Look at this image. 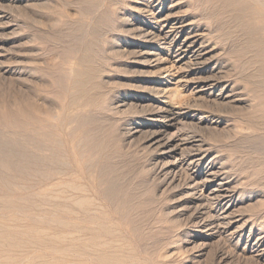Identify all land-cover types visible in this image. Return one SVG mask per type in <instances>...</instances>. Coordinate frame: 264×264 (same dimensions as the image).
<instances>
[{
  "label": "rangeland",
  "instance_id": "374dc122",
  "mask_svg": "<svg viewBox=\"0 0 264 264\" xmlns=\"http://www.w3.org/2000/svg\"><path fill=\"white\" fill-rule=\"evenodd\" d=\"M152 1L157 0H0V162L5 158L9 161L4 167L0 163V176L17 186L9 189L10 185L0 180V221L12 225L8 227L23 225L20 230L64 231L59 227L63 220L58 219L63 217L55 213L56 198L51 197L55 200L52 205H43L42 193L47 188L54 194L60 187L72 190L74 182L92 200L79 214L66 211L68 218L63 219L67 226L62 228L82 236L77 243L94 240L105 247L113 245L106 255L116 257L104 262L99 258L102 254L77 251L69 243H43L45 247L29 243L21 247L24 251L20 248L16 260H0V264H36L32 259L39 255L49 258L46 264H264L244 250L245 241L223 236L206 242L197 237V228L188 218V194L163 182L147 143L149 133L161 125L160 121H148L152 120L150 110L166 99L170 105L191 106L192 111L204 116L208 122L186 125L182 132L196 135L204 163H217L230 186L236 188L234 216L240 218L239 225L246 222V235L251 226L253 239L259 233L264 235V128H260L264 124L260 125L252 97V91L259 87L251 66L256 52L240 56L238 51L249 40L259 43L264 39V23L250 0L240 8L232 0L227 4L222 0H160L172 6L173 17H182L185 26L203 36L210 53L206 64L214 65V74L230 86L227 97L188 99L186 103L185 99L173 98L171 91L165 93L166 98L156 93V80L162 76L150 62L153 58L143 55V50L155 48L157 43L142 39L129 27L135 18L141 21L143 10ZM261 49L264 51V44ZM18 100L36 111L26 116L17 110L5 115V110L16 108ZM48 111L55 118L48 116ZM140 119L148 121L147 126L133 132ZM151 125L154 127L150 129ZM91 126L100 132L102 148L90 161L95 171L77 163L73 148ZM46 153L55 159L47 169L52 173L50 179L40 165L43 157L48 160ZM27 154L34 160L30 167ZM98 167L113 169L101 185V177H96ZM28 188L34 191L30 199ZM110 188H114L112 194Z\"/></svg>",
  "mask_w": 264,
  "mask_h": 264
},
{
  "label": "bare ground",
  "instance_id": "6f19581e",
  "mask_svg": "<svg viewBox=\"0 0 264 264\" xmlns=\"http://www.w3.org/2000/svg\"><path fill=\"white\" fill-rule=\"evenodd\" d=\"M222 1H223V3L227 4L229 0H222ZM250 1H253L254 3H252V4H255L254 13L259 17V20L264 23V0H250ZM231 2L234 6H236L238 8H240L241 6H243L245 4V0H232ZM14 5H15V3H14ZM171 7L172 6H169V7L166 6L160 0H157L155 2L152 1L151 4L148 6V9L143 10L144 15H143V17H141V19H140L141 21L135 20L136 19L135 18L134 22L132 21L133 23H131L129 26V27H132L133 32L134 33L137 32L142 39H144L146 41H154L155 43H157L155 48L149 49L146 47L145 50H143L144 51L143 55L149 56V58L150 57L153 58L150 60V62H152V63L154 62L153 67L154 66H156V68L158 67L160 70V71L158 70L159 71L158 73L162 76V78H158L156 80V87L155 88L157 89V92L156 91L155 92L158 94L160 93V95H162L163 97L166 98V96H164L165 93H167V91H171L170 94L175 93V95L173 94L174 95L173 98L175 96H177L183 100L185 99V100H187V101H184L186 103L188 102V99L196 100L197 98L203 99L206 97L207 98H213V97L220 98L221 96L227 97L231 91L230 86L225 84L222 80H220L221 77L218 78L219 76L217 77L214 74V71H215L214 65L211 66L210 64H206L208 61V58H210L209 57L210 53L208 52V50H209L208 46L205 45V42L202 39L203 36L200 35L199 33H197L196 30H192L191 28H188L187 26H185L186 22L182 17H173V8H171ZM143 11H140V12H143ZM0 14H1V12H0ZM238 22H239V20H238ZM252 24H251V26H252ZM257 24H258V22H257ZM130 32H132V31H130ZM249 42L250 43L243 44V46L240 47L238 49V51H239L240 56H243L247 52L248 53L251 51L256 52L255 57H253V63L251 64V66L255 70L254 75H256V77L258 79V82H259L258 86L259 87L252 91L253 92L252 97L254 100L253 105L256 108L255 111L258 114V116L260 117L261 122H262V123L260 122V125H261V124H264V51H260V50H262L261 47L264 44V39L259 40V43L255 42L253 40H249ZM233 61H235V60H233ZM203 63H205V64H203ZM249 67H250V64H249ZM253 69H251V70H253ZM71 73L75 74V73H77V70L76 71L72 70ZM219 73H220V71H219ZM245 78L246 77H244L243 79H245ZM76 79H79V78H76ZM79 80H81V79H79ZM246 80H247V78H246ZM248 82H249V79H248ZM255 83H257V82H255ZM173 85H175V86L173 87ZM234 87H235V84H234ZM232 88H233V86H232ZM247 92H248V90H247ZM166 101H167V99H166ZM166 101H162L158 105H154L152 107V109L150 110V112L152 113L150 115L152 120H148V121H154V122L160 121L159 123L161 125L159 127H155V130L153 129V131H151L150 133H149V131H147L149 133V138H148V142H147L148 143V149L154 154L153 158H155V167H157V170H158L157 173L160 174V176H161L160 178L162 179V177H163V182H165L166 184H168L170 186L177 188L180 191L186 192L188 194L187 205H189V208H190V214L188 215L189 216L188 218H190L193 226H195L197 228V230H196V232L198 234L197 237H199L201 239V241L202 240L206 241V240H209V239H212L215 237H223V236L228 238L230 241H233L235 239H237V242L238 241H245L244 250H248L249 252L254 253L260 260L264 261V235H263V233H259L258 236H256L255 239H253L252 235H254L253 234L254 231L251 228L252 227L251 226L248 235H246V233H245L246 231L244 230L246 228L245 226L247 225L246 222L239 225L238 223L240 222V218H236L234 216L235 208L238 205V202L234 199V196H235L234 194H235L236 188L234 189L230 186V182H229L228 178L225 176V174H221V172H220L221 167H218L217 163L210 162L209 160H208L209 162L204 163V157H203L204 155H202L200 153L201 151L199 148V147H201L202 144H199L200 143V142H198L199 140L195 139V138H197L196 135L191 136L192 134L191 135L188 134L189 132L188 133H185L184 131L182 132V128H185L186 125L196 126L198 124L199 125L202 124L205 121L208 122V120L204 116L199 115L197 112L192 111L191 106L180 107L181 106V104H180L179 107H176V106L170 105V103L166 102ZM131 102L133 103L134 101H131ZM181 102H183V101H181ZM110 103H112V102H110ZM125 103H126V101H125ZM149 106H151V105H149ZM15 107L16 108H13L14 110L13 109L5 110L4 114L5 115H12L11 113L15 112V110H17L18 112H20V111L25 112L24 114L26 116V115H30L31 113L36 111L35 108H33V107L29 108V106L27 104H24L20 100H18V103H16ZM50 112L51 111H48L47 114ZM48 116H50L51 118L52 117L55 118L52 113L48 114ZM140 120L141 121H139L138 124H135V126H133V128H132V130L134 129L133 132H139L142 130V126H145V125L147 126L148 121H144L145 119L144 120L140 119ZM188 120H190V121H188ZM155 123L158 124V122H155ZM202 126H204V125H202ZM206 126H208V125H206ZM153 127L154 126L151 125L149 128L151 129ZM149 128H148V130H149ZM156 128H159V129H156ZM260 128H264V127H260ZM97 130L98 129H96V126H91V127L87 128L85 130V132L83 133V135L81 137V142H79L80 144L79 143L76 144V143L72 142L74 144V145L73 144L72 145L74 148V153L76 154L77 163H79L83 168L87 169L88 171H90V170L95 171V169H94L95 166L92 165L90 161H91V158L93 160V156H95L97 154V152L101 151V149H102L101 143H100L99 138H98V133H100V132H98ZM257 130H259V129H257ZM82 132H83V130H82ZM192 132H194V131H192ZM77 141H78V139H77ZM68 142H70V141H68ZM65 146H67V145H65ZM70 146H68L69 150H71ZM7 147H10V145ZM28 147H30V146H28ZM63 147H64V145H63ZM43 148H45V147H43ZM46 149H47V147H46ZM4 150H6V149L4 148ZM23 151H21V152H23ZM5 152L8 153V151H5ZM62 152H64V151H62ZM56 153H58V152L56 151ZM47 158H48V160H46L43 157V160L41 159L42 161L40 162L41 163L40 165H41V167H43V170H46V175L49 177V178L48 177L47 178L50 179L52 173L50 171H48L47 169L48 168L50 169V166L53 164L55 159L53 158V156L50 153L47 154ZM9 160H11V159H9ZM71 160H72V158H71ZM26 161H27L26 164L29 165V167H30V165H32L34 160L32 159V157L30 155L27 154V160ZM211 161H212V159H211ZM3 163H6V164H3ZM8 163H9L8 159L5 158V160H3L1 164L4 167V166H8L7 165ZM93 163H95V161ZM152 164H154V163H152ZM21 165H22V163H21ZM47 166H49V167H47ZM55 167L56 166H54V168ZM58 167H60V166H58ZM9 168H11V167H9ZM36 168H38V167H36ZM65 168H63V169H65ZM98 168H100V167H98ZM66 169H68V168H66ZM157 170H155V171H157ZM153 171H154V169H153ZM97 172L98 173H97L96 177L97 176L101 177L100 182H99L101 185L104 183V178H105L106 173L107 172H113V169H110V168L107 169V167L106 168L101 167L100 170ZM89 173H91V172H89ZM53 175L56 176L55 174H53ZM66 175H68V173ZM1 176H0V180H3L4 178L2 179ZM83 176H85V175H83ZM75 177L76 176H74L73 178H75ZM77 177H79V176H77ZM26 179H29V178H26ZM60 179H62V178H60ZM64 179H66V178L64 177ZM41 180H44V179L41 178ZM96 180H99V179H96ZM62 181H59V182L60 183L65 182V181H63V182ZM71 181H72V179H71ZM12 182L16 183V181H12ZM37 182H35V183H37ZM75 182H77V181H75ZM3 183L7 187L10 185L9 189L16 186V185L13 186V183L7 182V180H5ZM71 183H72V186H70V187L72 190H67V189L61 190V187H60V189L57 188L58 192L55 191L56 192L55 194H54V192L50 191L52 188L51 189L49 188L50 190H48V188H47L48 185L44 183L43 185L47 188V190L45 189V191L42 193V201L43 202L41 200H39V201L42 202L43 205H46V204L52 205V202L55 200L51 201V197L56 198L57 203H55L56 204L55 205V210H56L55 213H56V215L63 217V218L67 215L66 211H68V210H70V211L74 210L76 212L75 214H79L80 211L85 210L87 208V206L89 205L88 202L92 199H90L89 194L84 195L81 193V192H83V190L80 186H78L77 183L76 184L74 182H71ZM27 184H29V183H27ZM53 184H55V183H53ZM49 185H50V182H49ZM55 185L57 186V184H55ZM105 186H107V185H105ZM30 188H32V187L30 186ZM30 188H28L27 190H30ZM89 188H90V186H89ZM57 189H55V190H57ZM69 191H71V192H69ZM109 191L112 194L114 192V188H110ZM32 192H34V191L30 190L29 192L28 191L26 192L29 199L32 195ZM4 193H2V195ZM18 193H20L19 195H21V194L25 195V193H21V192H18ZM92 193H95V192H92ZM5 194H8V192ZM15 194H16V192H15ZM15 194L13 193V195H15ZM91 196H93V195H91ZM102 197L103 196H101V198ZM101 198H100V200H101ZM34 199H35V197H34ZM17 202H19V201H17ZM116 202H117V200H116ZM86 204H88V205L86 206ZM4 206H6V204H4ZM11 207H13V206L11 205ZM23 207H25V206H23ZM28 207H30V206H28ZM93 209H94V207H93ZM93 209H92L91 213H93ZM94 210L96 212V209H94ZM98 210H99V208H98ZM100 210H101V208H100ZM21 212H23V211L21 210ZM82 213H84V212H82ZM89 213H90V211H89ZM48 215H49V213H48ZM54 215H53V218L55 217ZM85 215H87V214H85ZM69 217H72V216H69ZM63 218L61 219L58 217L59 220H63V221L59 222V227H61V229L64 230V231H57L58 234H51L52 232L46 233V231L45 232L40 231L39 229L33 230L32 228L31 229L26 228L27 230H24V229L20 230L18 228L20 225H17L15 227H8V226H12V225H8V223H4L3 221H0V222L4 223V224H0V260L1 261L16 260L19 257L18 254H20L18 251H20L21 249H22L21 251H24L23 248H21V247H27V245H29V243H31V245H38V244L43 245V243H47L49 245L53 244V245H57V246L58 245H60V246L67 245L69 243V244H71V248H73L74 250L82 251V252L89 250L92 253L102 254L99 258L101 260H103L104 262H110V261L116 260V257H113L110 254L106 255V252L109 253V250L112 248L113 245H106V247H105L104 245L97 244L94 240H88L87 242H84V243H77V240L81 239L82 236L78 235L79 237H77V235H75L76 232H74L75 230L72 231V232H74L73 233L74 235H71L69 232H67L68 229L67 230L63 229L67 226L64 222L65 218L64 219ZM7 220H9V219H7ZM13 221L15 222V220H13ZM13 225H15V224H13ZM5 226H7V227H5ZM21 226H23V225H21ZM84 233H85V231H84ZM86 235H87V233H86ZM224 237H223V239H224ZM206 242H208V241H206ZM205 244H207V243H205ZM28 247H31V246H28ZM54 248H55V246H54ZM35 249L38 250V247ZM44 250H48V249L44 248ZM60 250H62V249H60ZM60 250H55V251L60 252ZM42 251H40V252H42ZM33 252H34V249H33ZM43 252H42V254L45 253V252L44 253ZM29 253H30V251H29ZM24 254H26V253H24ZM32 254L34 255L35 252ZM50 254H51V252H50ZM26 256H25V258H26ZM221 257H224V255ZM25 258L22 260L24 261ZM20 260H21V258H20ZM20 260H18V262ZM32 261L35 262L36 264H39V263H45L46 264L47 262H49V258L47 259V257L39 255V256L34 257L32 259ZM26 262H27V260H26ZM16 264H17V262H16Z\"/></svg>",
  "mask_w": 264,
  "mask_h": 264
}]
</instances>
